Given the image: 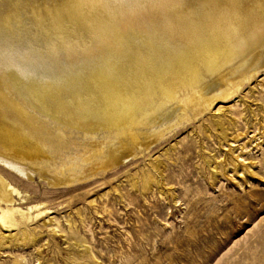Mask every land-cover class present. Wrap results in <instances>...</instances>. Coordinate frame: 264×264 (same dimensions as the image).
<instances>
[{
    "label": "bare ground",
    "instance_id": "6f19581e",
    "mask_svg": "<svg viewBox=\"0 0 264 264\" xmlns=\"http://www.w3.org/2000/svg\"><path fill=\"white\" fill-rule=\"evenodd\" d=\"M259 67L264 0H0V249L37 240L6 169L81 183L213 110ZM156 159L144 187L164 184Z\"/></svg>",
    "mask_w": 264,
    "mask_h": 264
},
{
    "label": "rangeland",
    "instance_id": "374dc122",
    "mask_svg": "<svg viewBox=\"0 0 264 264\" xmlns=\"http://www.w3.org/2000/svg\"><path fill=\"white\" fill-rule=\"evenodd\" d=\"M213 107L69 187L6 169L20 190L15 205L30 215L20 228L37 240L1 248L0 264H264V67ZM156 158L164 184L144 187ZM76 240L91 255H79Z\"/></svg>",
    "mask_w": 264,
    "mask_h": 264
}]
</instances>
